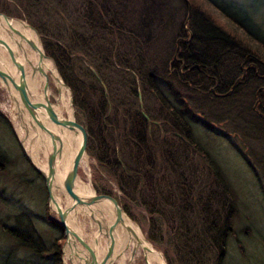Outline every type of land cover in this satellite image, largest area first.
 Segmentation results:
<instances>
[{
    "label": "trees",
    "instance_id": "16d2710c",
    "mask_svg": "<svg viewBox=\"0 0 264 264\" xmlns=\"http://www.w3.org/2000/svg\"><path fill=\"white\" fill-rule=\"evenodd\" d=\"M12 1L16 5L8 7L0 0V12L36 31L45 55L71 91L75 115L87 119L88 140L97 150L92 157L122 196L102 193L117 200L166 264H225L237 208L222 171L194 136L196 125L211 132L213 116L206 112L199 121L192 108L201 96V105L209 102L226 109L227 123L235 124L240 136L244 126L264 136V119L258 114L264 115V106L260 102L256 110L250 108L246 93L264 84V26L255 19L264 0H181L188 20L186 16L179 42L162 76L151 72L147 77L149 90L173 122L165 133L149 123L137 105L136 83L129 82L132 64L126 62L135 55L121 50L122 40L131 41L141 48L138 61L143 58L149 6L158 7L157 0ZM55 17L61 25L52 22ZM182 90L192 99L181 96ZM237 102L245 107L235 106ZM171 138L199 156L208 170L205 184L181 171L185 160L168 144ZM20 152L24 165L44 182ZM242 158L264 189L262 163ZM5 159L0 154V173ZM172 172L179 176L174 181L169 180ZM42 190L41 219L53 238L38 232L30 212L7 216L9 223L0 221V264H63L64 231L49 216L44 184Z\"/></svg>",
    "mask_w": 264,
    "mask_h": 264
},
{
    "label": "rangeland",
    "instance_id": "374dc122",
    "mask_svg": "<svg viewBox=\"0 0 264 264\" xmlns=\"http://www.w3.org/2000/svg\"><path fill=\"white\" fill-rule=\"evenodd\" d=\"M1 1H3V4L8 7L16 5L12 0ZM156 3H158V7L156 8L149 6V31L146 32L145 37L147 43L143 44L142 47L143 58L138 61L137 56L141 54V48L137 50L138 48H136L135 45H132L131 41L126 42L125 40H122L121 50L124 54H132L133 52L135 55V58L130 55L129 57L132 60H127L126 62L132 64V74L129 77V82L133 81L136 83V90L138 92V99L136 100L137 105L141 112L148 117L149 123H154L155 127H158L156 129L162 130V132L165 133L173 129V122L170 120L168 113L160 106L152 91L149 90L147 77L151 72H154L157 76H162L165 72V68L163 67L164 63L169 62L172 57L176 42H179L178 33L184 29L185 17H188V15H186V8L181 0H157ZM162 4L164 6H162ZM135 6H137V4ZM137 7L140 8V5L138 4ZM255 19L256 21L261 22L264 26V9L258 12ZM52 22H54L55 25H61V22L57 17H55V20H52ZM23 23L28 26L27 22L23 21ZM54 24L52 27L56 28L57 26ZM54 31L58 33V29ZM37 36L38 44L41 45L40 38ZM169 54L171 57H169ZM0 55L3 58L7 57L6 53L1 49ZM117 76L120 79L123 78L122 75ZM59 78L61 79L60 76ZM48 83V90H50L52 94L49 97V101L51 104H55L57 89L53 81L49 80ZM66 88L68 92H70L69 102L72 109L73 119L78 124L82 125L87 133V119L81 115H75V111L72 107L71 91L67 86ZM233 88L234 87H232V89ZM12 92L16 94L14 90H12ZM42 92L43 84L38 86V94L41 95ZM162 92H164V94L166 93L165 96L167 100H171L169 97L170 95L164 88L162 89ZM182 92L181 96H186L187 94L191 97L189 92L186 93L185 91L184 93L183 90ZM262 92H264V84H260L258 89L246 91L248 96L250 95L251 97L250 108H253V110L255 105H258L260 102H262L264 106V95H261ZM200 98L202 97L200 96ZM200 98L198 96L195 98L197 103H194L195 105L194 108H192V111H194V115L199 121L203 119L204 113H210L213 116V121L210 120L213 129L211 132H207L199 125H196L193 127L194 136L222 171L225 179L230 185L232 193L234 194L237 208L232 224L233 236L227 243V258L225 264H264V189L259 187L260 185L257 182V179L242 158L243 156L247 157L252 164L262 163L264 169V136L261 132L248 129L247 126H244L245 130L243 135L240 136L238 130L235 131L236 129L234 130L233 128L235 124H232L233 126L228 124L230 123V120H228L229 114L226 113V109L219 105H212L209 102L202 103L203 106L201 105L202 100L200 102ZM190 99H192V97ZM238 105L239 103L237 102L235 106ZM239 106L245 107L243 105ZM225 107L228 106L226 105ZM15 108L17 109L14 103V96L0 81V154H4L6 158V161L2 162V165L6 168L4 169V172L0 173V221L2 220L5 223H9L6 220L7 216L20 213L21 211L30 212L33 215L34 225L38 232L44 238L52 239L54 233L41 219L42 208L40 202L44 197L42 187L45 183L40 179H37L34 173L24 165L25 163L20 149L26 157L28 154L23 146L24 136L22 135V137H20L16 129L18 121L17 119H13V114L17 116V111H14ZM25 113L27 114L26 110ZM151 131L159 133L158 131H153V128ZM225 135L227 139L224 137ZM169 140L168 144L172 146L174 153L181 158L182 161L185 160V163L180 167V169H182L181 171L186 175L194 176L195 178L193 179H196L198 183L205 184L204 181L206 180L208 170L200 160L199 156L190 147L183 144L182 141L180 143L172 138ZM87 146H90V151L87 150ZM87 146L86 156L81 161L77 170L75 184L80 187L85 186L93 191L96 196L106 195L104 194L105 192H113L118 197L122 196L119 186L102 168L99 167L97 159L92 157L97 150L95 145L93 146L89 143L88 135ZM39 157L40 160L45 159L42 153L39 154ZM29 162L33 167H36L31 160H29ZM170 175H172V178L169 179L170 181H174L178 176V174L174 172L170 173ZM55 195L61 207L64 209L70 198L64 192L63 187L61 191H55ZM46 199L49 216L51 219L59 223V218L56 213L51 211L49 207L48 196ZM74 210H76V213L68 218V224L73 226L76 232L90 244H93V241L98 237L99 251L96 250L98 254L103 257L105 255L103 249L107 246L106 238L103 233L104 228H108L112 224L110 217L106 214H104V216L100 213L96 214L97 216L102 217L100 222L102 234H99L96 221L92 220L86 214V209L78 206ZM137 213L139 212L137 211ZM125 217L138 227V225L126 215ZM141 234L144 237L142 232ZM114 237L116 239L115 254L111 264H147L141 250L135 254L136 256L131 262L129 261L133 246L129 245L127 242L125 245H122L123 242L120 244L119 241L121 240V237L124 236L119 227L116 228ZM125 239L128 240V238ZM2 242L3 236L0 232V245ZM153 249L160 253L154 247ZM62 261L63 264H71L69 260L66 259L65 254L62 257ZM163 262L166 264L164 258Z\"/></svg>",
    "mask_w": 264,
    "mask_h": 264
},
{
    "label": "water",
    "instance_id": "95a60500",
    "mask_svg": "<svg viewBox=\"0 0 264 264\" xmlns=\"http://www.w3.org/2000/svg\"><path fill=\"white\" fill-rule=\"evenodd\" d=\"M1 18L7 22L17 21L23 23V21H21L20 19L11 18L0 13V19ZM28 27L37 36L36 31L31 26L28 25ZM12 31L15 35L19 36L20 39L26 43L28 48H30L31 50H33L38 54L39 62L43 60H49L54 66L53 61L45 55L42 46L40 44L39 46H37L33 43V41L22 36L17 30L12 29ZM0 49L6 53L9 60V65L12 68L11 70L7 66L5 62V58H3L0 55V81L3 83V85L8 91H11L12 89L17 94L18 100L14 97V103L17 107V116L19 117V120L23 119V117L20 114L25 113L26 110L27 116L31 119L30 123H32L31 127L33 133L35 135H39L40 138H42L43 140L45 137L46 139L49 140L51 144V150L46 155L47 173L44 174L37 167L34 168L37 170L38 174L44 180L45 188L48 196L49 207L51 211H54L56 213L57 217L59 218V224L64 229L65 242L62 246L63 255L65 254V246L69 245V239L71 237L73 239L72 244L75 248V251L77 250V252L73 253V257L69 259V262L71 264H111L115 251L114 233L118 225L122 226L123 224L122 217L123 215L125 216V214L122 211L121 207L119 206L117 200H115V198L111 196L95 195L91 198H81L75 193L74 183L77 177V170L81 161L86 156V146H87L86 130L83 128L82 125L78 124L74 119L72 121L63 119L55 113L49 101V98L47 97L49 83L47 81V77L43 75L42 71H40L41 75L45 79V83L43 86V102L41 103L36 101L34 95L29 90L25 68L23 63H21L19 59V55L14 50H12L11 47L3 39H0ZM70 100H71V95H70ZM256 105L254 109L256 108ZM43 114L46 117L45 118L46 122H43L41 120V115ZM258 114L260 117L264 118V115L260 113ZM49 124L52 125L51 128L48 127ZM53 127L67 128L70 131L80 132L81 134V143L71 162L70 169L67 172L62 183L64 192L72 201V204L69 206V208L66 209H63L61 205H59L58 202L55 200V191L58 189V187L54 184V178L56 174V166L61 157L63 148H62L61 137L57 135L55 132H53V130H51L53 129ZM24 132H25L24 134L25 139L30 136H32L33 137L32 139H34L35 136L31 134V131L29 129L26 128ZM27 157L29 160H31L29 156ZM103 200H108L111 202L113 207V213L115 214L116 219L108 228H104L103 235L106 238L107 250L105 255L101 257L96 250V246L98 245V240L95 239L93 241V244H90L84 238L79 236V234L76 232L74 227L68 224V220H69L68 218H69V213H71V211H73L76 207L78 206L88 207V208L94 207L96 204H98ZM52 204L55 207L54 209L52 207ZM91 219L94 220L92 216ZM95 221L98 226L99 234H102V227L100 221L99 220H95ZM127 231L131 232L130 229H127ZM137 249H138V245L136 247H133L131 257L135 255Z\"/></svg>",
    "mask_w": 264,
    "mask_h": 264
},
{
    "label": "bare ground",
    "instance_id": "6f19581e",
    "mask_svg": "<svg viewBox=\"0 0 264 264\" xmlns=\"http://www.w3.org/2000/svg\"><path fill=\"white\" fill-rule=\"evenodd\" d=\"M11 27V28H10ZM12 29L17 30L22 36L25 38L33 41V43L37 46L38 40L34 34L33 31L24 23H20L17 21H5L2 18L0 19V39H3L12 50H14L18 55L21 63H23L26 76H27V83L29 86L30 92L35 95V100L38 102H43V92L42 94H38V86L42 85L44 86L45 79L42 77L41 72L43 75L47 77V81L49 80L53 81L56 89H57V96H56V103L51 104L53 110L55 113L67 120H73V114L72 109L69 102V92L67 88L63 85L62 81L60 80L53 64L49 60H43L39 62V56L36 52L28 48L26 43L20 39L19 36L15 35L12 31ZM5 62L7 66L12 70L11 66L9 65L8 57L5 58ZM4 62V63H5ZM5 87V86H4ZM11 94L18 100L17 94L13 93L11 90ZM50 90L47 92V97L49 98L51 96ZM14 111L16 112L17 109L15 108ZM23 119L19 120V117H17L15 114H13V119H17L18 125L16 124V129L20 137L25 134V129H29L32 134L35 136H30L28 138L23 139V146L25 151L27 152L28 156L31 158L32 162L35 164V166L44 174L47 173V162H46V155L51 150V144L48 139L44 137V140L40 138L39 135H35L32 130V123L31 119L27 116L26 113L20 114ZM46 117L41 115V120L43 122H46ZM49 128L52 127L51 124L48 125ZM53 132H55L57 135L61 137L62 141V154L61 157L57 163L56 166V174L54 178V184L58 187L56 191L62 190V183L63 180L67 174V172L70 169L71 162L79 148V145L81 143V134L80 132H73L68 130L67 128L62 127H53ZM46 139V140H45ZM48 148V149H47ZM42 153L43 157L45 159L40 160L39 154ZM75 193L80 196L81 198H91L95 196V193L93 191L89 190L85 186H77L74 183ZM55 200L60 205L58 199L55 195ZM72 204L70 200H68L67 206H65L64 209L69 208V206ZM53 209L55 208L52 204ZM86 209V214L91 218V216L94 218V220H99L101 222L102 217L97 216V213L100 214H106L110 217L111 223L115 221V214L113 213V207L110 201L103 200L96 204L94 207H83ZM76 210L71 211L69 213V218L71 215H75ZM123 224L122 226L118 225L120 230L123 232V236L121 237V240L119 241L122 245L126 244V242L129 245H132L133 247H136L138 245L137 252L141 250L143 252V255L146 259L147 264H164L163 259L161 258V255L153 249V247L144 239V237L141 234V231L137 226H135L130 220H128L123 215ZM127 229H130L131 232L127 231ZM80 236V235H79ZM124 238V239H123ZM125 238H128L125 239ZM98 240V237H97ZM116 240V239H115ZM73 239L70 237L69 239V245L65 248V256L66 259H71L73 257V253L77 252L75 251V248L73 246ZM107 245V243H106ZM99 244L96 246V249L99 251ZM104 253H106L107 246L105 249H103ZM132 253V252H131ZM115 254V251H114ZM136 255L129 258V261L131 262ZM74 260V259H73ZM72 260V261H73Z\"/></svg>",
    "mask_w": 264,
    "mask_h": 264
}]
</instances>
